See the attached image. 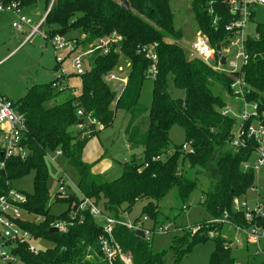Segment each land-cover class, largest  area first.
Segmentation results:
<instances>
[{"label": "trees", "instance_id": "trees-1", "mask_svg": "<svg viewBox=\"0 0 264 264\" xmlns=\"http://www.w3.org/2000/svg\"><path fill=\"white\" fill-rule=\"evenodd\" d=\"M38 1H43L48 10L40 26L46 40L67 31L76 32L72 53L105 41L112 34L119 42L116 45L108 42L106 53L100 48L90 52L86 58L88 68L78 76L81 78L80 95L58 99L62 93L52 87L58 82L54 78L47 84L32 85L23 98L13 103L24 118L26 131L22 143L27 156L22 160L14 157L4 160L0 151V162H4V167L0 168V195L12 189L13 182L34 172L33 191L23 194L26 202L22 209L27 215L19 225L34 238L51 240L53 247L32 254L27 250V244H21L15 246L12 254L26 264H95L99 259L95 242L99 229L95 220L81 211L75 213L74 221L68 218L71 208L78 206V195L56 194L55 201L66 202L69 210L59 217L49 214L46 155L56 150L62 152L61 161L76 172L79 193L105 215L120 218L124 212H130L135 202L144 200L142 216L151 221L152 226L148 227L154 230L161 225L151 216L158 203L172 189L176 190V199L184 203L195 186V181L184 175L185 163L190 169L205 171L213 166L215 170L201 201L207 216L218 218L227 211L235 224L243 223L238 215L230 212V204L233 198L247 193L253 186V171H244L243 166L253 156L256 144L249 139L244 148H228L236 121L220 112L226 99L233 96L231 84L240 79L245 101L255 103L257 111L264 113V25L256 27L255 34L259 36L256 39L247 36L244 46L248 61L238 72L229 75L184 56L181 47L174 42L181 40V31L174 29L170 0H53L51 5L50 0H0V4L14 3L21 11ZM229 1L191 0L190 3L199 32L214 50L216 45L223 48L230 36L225 31L233 19ZM123 2L127 4V10L121 8ZM214 17H217L215 25L212 23ZM149 46L156 55V73L152 78V102L147 110L138 104V96L151 65L142 51ZM120 54L129 60V66L125 84L117 91L102 79L118 64ZM214 58L216 65V53ZM172 90L179 92L176 97L172 96ZM113 109L129 116L124 130L125 142L131 151L141 149L142 160L136 162L132 158L130 165L125 163L119 178L107 182L91 172L93 164L83 161L89 138H82L81 132L92 131L94 135L98 132L95 125H88L87 117L102 128L108 127L113 120ZM78 110L82 111V117L77 116ZM262 123L264 126V120ZM173 126L183 131L184 143L190 145L189 153L181 151L183 143L173 146L171 154L167 155L170 150L168 132ZM161 156L158 161L151 160ZM144 163H147L145 168ZM55 221L72 225L65 233H52L50 227ZM212 226L211 230L220 233L214 238H209L204 229L189 239L186 233L175 235L168 249L175 256L174 264L192 245L205 240L215 244L208 264H235L234 251L246 252V258L250 257L248 264H257V258L248 248L226 247L229 240L222 237L223 227H209ZM113 239L121 251L129 255L132 264H164L166 251L152 252L150 241L136 237L132 230L115 227Z\"/></svg>", "mask_w": 264, "mask_h": 264}, {"label": "rangeland", "instance_id": "rangeland-1", "mask_svg": "<svg viewBox=\"0 0 264 264\" xmlns=\"http://www.w3.org/2000/svg\"><path fill=\"white\" fill-rule=\"evenodd\" d=\"M191 0H170V8L173 13V26L175 30L181 31V40L174 41L183 50L184 56L190 60L189 55L192 53V43L195 41L197 35H199L196 23L193 19V14L190 8ZM254 23L257 25H264V5L263 7L257 6L253 10ZM46 13V7L43 1H38L35 5L28 7L26 10H21L18 16L29 18L33 24L38 23L43 15ZM14 16L8 12L0 13V95L11 101L17 102L25 95V92L32 85L47 84L59 75V70H54V67H58L55 63V55L59 63V67L67 74L70 91L60 94V100H63L69 96H77L81 93V78L74 75L70 68V61L78 56L82 55L83 51H89L93 49L94 45L84 47L83 50H75L73 53H68L67 49L58 50L55 52L50 41L46 40L45 36L40 34H34L29 42L25 41L26 35L17 33L11 28V21ZM251 29V28H250ZM25 31V30H24ZM29 32V29H26ZM62 39L73 40L76 37V32L67 31L64 34H57ZM203 36L204 39L205 36ZM83 36L80 37V39ZM104 40V39H103ZM107 41L116 45L119 42L113 34L106 38ZM97 43V42H95ZM69 54V55H67ZM90 64V63H89ZM129 66V60L122 54L119 56L118 64L111 68L107 76L113 75L118 79H125ZM84 70L88 68V62L85 57L82 63ZM103 77L102 80L104 79ZM109 86L116 85V81L105 80ZM153 87V81L150 77L146 78L141 85L140 94L138 98V104L144 108L149 109L152 102L151 92ZM179 93L172 90L171 94L176 97ZM232 98L226 99L225 107H231L232 111L236 114H240L243 105L240 102L233 103ZM250 107V105H247ZM113 120L108 127L95 128L98 130L97 134H91L90 132H81L82 138H89L85 147V158L95 166V171L101 176L104 181L111 182L119 178L123 172L125 163L130 165L132 158L136 162L142 160L141 149L137 148L132 151L126 145L124 130L127 126L129 116L120 110L113 109ZM140 121V120H139ZM144 121V120H143ZM239 125V121L236 120L232 133H235ZM146 125L144 124V128ZM84 128V127H83ZM96 133V131H95ZM91 135H93L91 137ZM169 146L171 149L173 146H178L184 143V133L179 127L173 126L169 132ZM91 137V138H90ZM57 164L61 169V172L46 159L47 170V182L46 187L48 193V206L49 214L52 217H59L67 213L69 206L66 202L55 201V195L58 189V179L64 180V190L66 193H72L73 187L70 185L73 183L76 186L77 175L73 168L66 166L61 159H57ZM181 161V158L180 160ZM135 162V163H136ZM180 163V162H179ZM248 164L253 167L255 164V158L252 156ZM184 175L195 181V186L189 193L188 199L181 203L176 199V190L172 189L155 207L152 211L153 217L158 219L161 223L157 228L167 226L168 231L155 232L149 236L152 252L166 251L164 256V264H174V257L172 252L169 251V246L173 241L175 235L186 233L189 239L197 232L213 231V238L217 237L220 233L209 227L207 221L209 218L201 207V201L203 194L208 190L211 180L214 177V168L209 166L208 170H200L198 168H186L184 163ZM30 171L27 175L13 182L10 187L22 194H31L33 191V174ZM253 187L257 188V194L262 193L264 186V169H258L253 172ZM68 180L71 181L68 182ZM249 196L251 195H247ZM145 204L144 200L137 201L130 208L129 213L121 214L127 223L133 224L136 220L140 219L143 215L142 210ZM183 206V207H182ZM147 226H152L151 221L148 219ZM210 230V231H209ZM224 233V232H223ZM228 241V233L225 232L222 235ZM26 244L35 249L37 252H45L53 247V242L47 238H34L31 237L26 241ZM215 250V244L211 240H205L197 242L192 245V248L184 254L177 264H208L210 255ZM253 249L250 248L249 252ZM235 264L249 263L246 258L247 253L240 251H234ZM248 261V262H247ZM0 264H5L0 260ZM11 264H26L18 258H14Z\"/></svg>", "mask_w": 264, "mask_h": 264}, {"label": "built area", "instance_id": "built-area-1", "mask_svg": "<svg viewBox=\"0 0 264 264\" xmlns=\"http://www.w3.org/2000/svg\"><path fill=\"white\" fill-rule=\"evenodd\" d=\"M52 2L53 0H50V5ZM256 5L263 6L264 0H230L228 2L229 13L233 15V19L225 27V31L228 32L230 36L227 39L226 45L221 48L220 51L225 58L224 66L219 65L218 61L217 64L214 65L215 50L207 44L206 39H204L201 34L197 35L195 41L192 43V53L189 55L191 60H200L210 68L225 74L232 75L233 73L238 72L241 66L248 61V54L245 51L244 46L248 36L246 29L251 22L252 9ZM1 12H8L14 16L10 25L16 32L21 33L24 32V30L26 31V29H29V32H25L26 37L24 44L29 42L34 34L43 35L45 38L43 32L40 30L45 15L41 17L38 23L33 24L29 18L18 16L20 10L14 3H9L6 6L0 4V13ZM47 12L48 10L46 13ZM208 14H212L211 9L208 10ZM216 19L217 17H214L212 20L214 25L217 22ZM252 37L256 39L259 36L255 34ZM48 41H50L55 52L67 49L69 53L75 46L74 41L62 39L59 36H55ZM108 42L109 41L107 40L97 42L95 43V48H90L89 51L87 50L86 52H83L82 55L74 57L70 61V68L74 75L80 76L84 73L85 70L82 67V63L85 57H88L90 52L100 48L104 50L103 53H106V45ZM152 49L153 47L149 46L142 50L145 54V58L149 60L151 64L146 71V76L150 77V79L153 78L156 73V55ZM55 62L58 65L61 62L58 61L56 55ZM57 70H59V75H57L55 79H57L58 82H54L52 87H54V89L57 88L61 93L70 91L71 94L72 89L69 88L65 71L60 67ZM104 79L119 82L120 85L125 84V79H118L113 75H106ZM231 88L233 89L231 100L233 103L240 102L243 107L240 114L234 113L229 106L224 107L220 112L222 116H229L235 121H239L236 132L232 134L231 139L228 141V148L233 150L242 147L244 148L246 140H253L256 144V149L252 153L255 158V164L251 167L246 163L243 166V170H251L254 172L258 169H264V126L262 123L264 120V113H259L257 111L255 103H247L245 101L240 79H236L231 84ZM247 105H250V107ZM76 114L79 117L83 116L81 110H78ZM87 123L88 125H95L98 128H102L94 120H91L88 117ZM78 127L81 128V125ZM83 127H85V125ZM85 128H87V124ZM25 131L26 127L22 115L17 112L11 101L0 95V151L4 160L12 157L22 160L27 156V150L22 143L23 133ZM171 151L172 149L167 152V155H170ZM181 151L189 153L191 151L189 143H184L181 146ZM46 158L61 172L56 161L57 159L62 158V152L60 150L54 151L53 154H47ZM159 159H162V156L152 158L151 160L155 162ZM3 167L4 162L2 161L0 162V168L2 169ZM145 167H147V163L143 164V168ZM68 182L71 183L70 180H68ZM63 185L64 180L62 178L58 179V189L56 194L59 196L67 194ZM70 185L74 189L72 193H75L80 198L78 206L71 208L68 215L71 222L75 220V213L77 211L87 212L94 220L95 218H98V222L96 223L98 224L99 234L96 237L95 242L99 252V259L96 260L95 264H132L129 255L124 254L113 239V230L115 227H124L134 232L137 230L142 231L144 239L146 240H149V236L155 232L168 231L167 226L156 227L152 230V228L145 225L148 221L146 216H142L133 224H130L121 217L117 218L105 215L90 199L82 196L73 183ZM247 195L251 196L247 198ZM25 202L26 197L14 189H9L5 194L0 195V260L5 264H11L14 258H16L11 252L15 246L26 244V241L32 237L19 225V222L24 219V215H27L22 209V205L25 204ZM230 209V212L238 215L243 223L238 222L235 224V221L231 219L230 214L227 211H224L220 217L209 219L207 221L208 225L221 226L224 231L228 233L229 243H227L226 247L228 246L236 250L243 249L244 247L248 249L252 248L253 250L251 251V254L257 258V264H264V224H261L264 222V186L262 193L260 194H257V188L252 186L247 193L240 197L233 198L230 204ZM70 225L72 224L66 221H55L51 224L50 228H55L57 232L65 233L67 227ZM212 232L213 231L207 232L209 238H213ZM27 250L32 254L37 253V251L29 245H27Z\"/></svg>", "mask_w": 264, "mask_h": 264}, {"label": "crops", "instance_id": "crops-1", "mask_svg": "<svg viewBox=\"0 0 264 264\" xmlns=\"http://www.w3.org/2000/svg\"><path fill=\"white\" fill-rule=\"evenodd\" d=\"M257 6H259V5H256V6H254L253 7V9H252V18H251V22L249 23V26L247 27V29H246V33L248 34V36H253V35H255V30H256V27L258 26L257 24H255L254 23V12H253V10H254V8L255 7H257ZM261 7V6H260ZM263 7V6H262ZM251 28V29H250ZM25 32H27V31H24V32H21V34H24L25 35ZM199 32V31H198ZM18 33V32H17ZM199 35L201 34V32H199L198 33ZM202 35V34H201ZM220 49H221V47H220ZM217 61H218V59H217ZM58 68H59V65H58ZM57 68V69H58ZM61 68V67H60ZM54 70H55V67H54ZM53 79H54V77H53ZM51 80H52V78H51ZM69 82V81H68ZM117 84L116 85H114V86H111L112 88H115V89H117L118 88V86H122V85H120V83L119 82H116ZM73 89V88H72ZM59 98V97H58ZM88 132V131H87ZM127 145V144H126ZM128 147V146H127ZM130 150V149H129ZM131 151V150H130ZM85 149H84V152H83V161L85 162V163H88V164H90L91 162L90 161H87L86 159H84L85 158ZM52 164V163H51ZM93 164V163H92ZM54 165V164H53ZM55 166V165H54ZM56 167V166H55ZM57 168V167H56ZM58 169V168H57ZM91 172L93 173V174H98V172H96L95 171V166H92V169H91ZM99 175V174H98Z\"/></svg>", "mask_w": 264, "mask_h": 264}, {"label": "water", "instance_id": "water-1", "mask_svg": "<svg viewBox=\"0 0 264 264\" xmlns=\"http://www.w3.org/2000/svg\"><path fill=\"white\" fill-rule=\"evenodd\" d=\"M120 6H121V8L123 10H127L128 9V6H127V4L125 2L121 3ZM220 51H221L220 45H216L215 46V53H216V56L218 58V63H219V65L224 66L225 58H224V56L222 55V53ZM120 89H121V87L118 86V88L116 90L120 91ZM95 222H98V218H95ZM50 232L57 233V230L55 228H50ZM134 235L136 237L140 238V239H144V234H143L142 231L137 230V231L134 232Z\"/></svg>", "mask_w": 264, "mask_h": 264}, {"label": "bare ground", "instance_id": "bare-ground-1", "mask_svg": "<svg viewBox=\"0 0 264 264\" xmlns=\"http://www.w3.org/2000/svg\"><path fill=\"white\" fill-rule=\"evenodd\" d=\"M210 231V230H209ZM246 253V252H245ZM251 256V255H250ZM248 258H250V257H248ZM248 262V261H247ZM250 262V261H249ZM246 264H248V263H246ZM251 264V263H250Z\"/></svg>", "mask_w": 264, "mask_h": 264}]
</instances>
